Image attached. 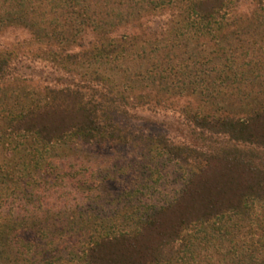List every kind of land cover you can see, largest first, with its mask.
Segmentation results:
<instances>
[{"label": "trees", "instance_id": "trees-1", "mask_svg": "<svg viewBox=\"0 0 264 264\" xmlns=\"http://www.w3.org/2000/svg\"><path fill=\"white\" fill-rule=\"evenodd\" d=\"M258 1L263 5L264 0ZM234 6L235 0H0V35L23 29L31 36L0 48V264H154L162 248L178 242L186 230L247 213L264 200V169L254 158L238 155V149L206 155L167 138L159 139L154 153H177L178 158L195 161V168L179 195L141 215L136 229L118 230L115 219L94 210L92 201L83 207L69 195L59 200L68 175L57 161L60 150L122 140L115 117L128 97L121 91L122 77L110 72L121 74L132 54L143 61L148 55H163L157 78L163 84L180 83L189 73L179 55H197L199 46H192L193 40L205 39L212 50L203 54V66L212 56L226 61L218 75L220 90L215 83L210 95L226 92L225 80L236 71L237 55H264V23L233 17ZM167 7L178 9L167 23L169 32L156 31L153 40L146 32L110 36L115 28ZM88 30L100 39L85 43ZM30 46V52L48 56L71 79L60 86L55 80L42 90L28 87L19 55ZM244 68L238 65L237 71ZM209 71L202 70V80ZM191 73L201 76L199 70ZM195 119L204 130L264 147V105L247 117L201 114ZM71 175L76 179L72 189L91 198L96 182L80 179L78 169ZM128 219L135 220L133 215Z\"/></svg>", "mask_w": 264, "mask_h": 264}, {"label": "rangeland", "instance_id": "rangeland-1", "mask_svg": "<svg viewBox=\"0 0 264 264\" xmlns=\"http://www.w3.org/2000/svg\"><path fill=\"white\" fill-rule=\"evenodd\" d=\"M262 7L264 3L262 5L258 0H235L233 17L241 15L248 19L246 23L258 18L263 24ZM177 10L167 7L155 14L151 12L143 15L141 21H132L115 28L110 36L141 35L146 32L153 40L154 32H169L167 23ZM99 36L93 30H88L83 38L88 44L99 40ZM30 39L26 30L9 29L0 35V48ZM193 41L196 45L193 43L192 46H199L197 55H179L189 73V77L183 80L185 82L171 79L169 84L160 82L157 73L161 71L158 64L163 55L161 58L148 55L145 61L138 59V55H128L129 66L125 64L121 74L118 71L110 72L117 79L122 77L124 81L121 82V91L128 97V104H122V112H117L115 117L122 129L120 134L123 138L117 144L79 143L77 151L60 150L61 158L57 161L64 165L68 175L64 181L66 189H62L59 200L69 195L72 203L78 199L83 207L92 201L94 210L109 219H115L118 230L136 229L142 221L139 220L141 215H148L174 195H179L196 165L195 161L178 158L177 153L166 156L163 152L154 153L161 138H167L176 146L196 148L206 155L218 156L238 149V155H244L246 159L254 158L264 169L262 145L236 142L228 135L204 130L195 119L201 114L247 117L255 108L264 105V55H259L260 58L258 55H237L238 64L234 66L236 71L225 80L226 92L223 95L217 92L210 95L215 87L220 90L222 80L218 75L222 74L220 72L226 61L212 56V61L203 66V58L212 50V44L205 39ZM34 46L37 50L38 46ZM31 48L33 46L25 48L24 55H19L24 61L22 73L28 87L42 90L47 85L57 83L55 80H59L57 85L60 86L64 80L71 79L68 78L69 74L58 69L54 60L46 55H34L36 50L30 52ZM179 62L175 60V64ZM238 65H244L245 68L238 72ZM207 67L209 74L202 80V70ZM198 70L201 76L194 73L193 77L191 72ZM140 72L143 75L138 78ZM243 72L245 76H241ZM236 74L238 77L233 81ZM71 76L79 79L77 75ZM211 81L213 83L208 91V83ZM74 169L80 171V179L96 182L91 198H83L72 189V182L76 181L71 175ZM113 176L117 178L112 179ZM102 181L105 183L99 184ZM129 215H133L135 220H129ZM126 216L128 222H124ZM162 250L158 262L154 264H264V200L254 203L247 213H232L223 219L215 218L209 223L195 225L186 230L178 242Z\"/></svg>", "mask_w": 264, "mask_h": 264}]
</instances>
